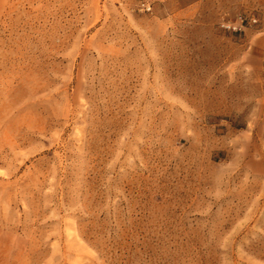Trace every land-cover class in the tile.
Listing matches in <instances>:
<instances>
[{"label":"rangeland","instance_id":"1","mask_svg":"<svg viewBox=\"0 0 264 264\" xmlns=\"http://www.w3.org/2000/svg\"><path fill=\"white\" fill-rule=\"evenodd\" d=\"M0 0V264H264V0Z\"/></svg>","mask_w":264,"mask_h":264},{"label":"built area","instance_id":"2","mask_svg":"<svg viewBox=\"0 0 264 264\" xmlns=\"http://www.w3.org/2000/svg\"><path fill=\"white\" fill-rule=\"evenodd\" d=\"M140 5H141V9H142V10H145V11H149L150 8H151V5H150V3H149L148 0H143V1H141V2H140Z\"/></svg>","mask_w":264,"mask_h":264}]
</instances>
